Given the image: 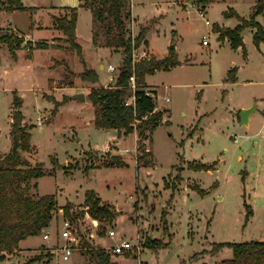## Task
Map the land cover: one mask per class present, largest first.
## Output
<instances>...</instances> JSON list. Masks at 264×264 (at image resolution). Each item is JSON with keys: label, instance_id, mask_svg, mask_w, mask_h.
I'll use <instances>...</instances> for the list:
<instances>
[{"label": "rangeland", "instance_id": "374dc122", "mask_svg": "<svg viewBox=\"0 0 264 264\" xmlns=\"http://www.w3.org/2000/svg\"><path fill=\"white\" fill-rule=\"evenodd\" d=\"M25 1L29 8L59 6L63 1L78 8L77 41L84 48L80 57L60 31L61 37L48 43L65 60L70 57V64L58 67V81L50 83L59 89L40 96L21 87L22 110L35 148L23 156L33 167L40 163L46 172L34 181L36 190L31 192L54 194L59 211L49 228L27 237L0 264H97L92 249L107 254L111 264H218L231 258L233 251L228 247L214 251L216 244L264 241V41L255 42V24L264 28V12L257 6L260 0L131 1L129 31L138 37L144 30L137 57L162 59L175 49L181 62L146 76V88L159 91L157 107L164 115L149 139H139L137 133L119 138L114 131L95 126V107L87 99L93 85L80 76L83 61L90 67L94 64L99 83L104 84L109 73L99 65L119 67L122 49L106 46L105 37L97 45L91 43L92 12L79 0ZM201 6L206 17L198 13ZM46 14L35 15V24L52 22L56 30V18L69 16L61 8ZM243 20L248 21L241 33L244 47L234 48L220 36L219 28L235 29ZM10 21L22 29L31 23L24 11L13 16L0 12V26ZM3 29L22 37L14 29ZM204 36L209 45L202 44ZM37 43L25 45L27 52L32 53ZM231 70L232 76L236 73L234 82L229 80ZM43 77L34 72L30 82ZM84 93L85 102L69 98ZM128 99L134 103L133 96ZM12 100L11 95L0 93V152L12 145ZM254 104L251 124L241 125L240 111ZM117 140L120 146L112 149ZM139 142L152 151L154 166L138 169ZM109 152L122 154L128 166L105 167ZM202 164L211 167L192 168ZM88 190L96 191L113 213L95 217L89 210L87 218L82 208L87 206ZM67 202L72 203L71 216L66 214ZM246 205L251 207L250 216ZM65 218L72 220L73 237L78 240L68 261L61 250ZM111 229L115 238L108 236ZM123 237L139 243L140 253H111L109 248Z\"/></svg>", "mask_w": 264, "mask_h": 264}, {"label": "trees", "instance_id": "16d2710c", "mask_svg": "<svg viewBox=\"0 0 264 264\" xmlns=\"http://www.w3.org/2000/svg\"><path fill=\"white\" fill-rule=\"evenodd\" d=\"M82 5L88 8L93 19V43L97 45L100 37L106 38V46L122 49V59L119 64V74L115 86H105L99 83L98 72L86 67L81 73L82 81L93 84V88L87 95L95 107L94 123L98 129H113L119 138L137 133L139 139H149L153 130L163 120V112L157 109L156 91L147 90L146 76L156 71L177 67L180 64L175 49L171 50L168 57L157 59L150 58L134 59V50L140 47L144 38V30L138 37H133L129 31L128 21L132 17L130 8L132 0H80ZM206 2L208 0H199ZM264 12V0H260L257 6ZM256 6V7H257ZM69 12L56 18V28L61 31L71 47L83 57V50L77 41L76 27L78 22V8L65 7ZM0 10L6 12L33 11L34 7L25 6L22 0H0ZM260 12V13H261ZM248 26V21L243 20L235 29L219 28L220 36L228 38L236 47H244L241 33ZM258 28L255 34V42L264 41V28L255 24ZM23 37L14 35L10 30L0 28V42L8 45L9 50L16 54L23 42ZM146 43V41H145ZM29 42L27 45L29 46ZM104 45V46H105ZM47 42L39 41L37 48L48 49ZM31 50V47H29ZM245 49V48H244ZM229 73V80H236L235 75ZM134 76L136 88L131 95L130 78ZM150 93V94H148ZM133 96L134 104L127 105L128 97ZM154 95V96H153ZM11 112L12 128L10 131L11 149L0 156V260L6 258V254H14L20 249L22 240L30 236L42 234L52 224L57 211H59L56 196L33 194L36 190V179L44 176L46 172L40 163L33 167L23 153H30L35 148L31 144V126L25 123L22 111L23 100L18 94H14ZM138 156L136 164L138 169L154 166L152 151L148 150L143 142L137 146ZM105 167H126L128 162L122 154L115 155L109 152L103 161ZM210 169L211 165H200L192 168ZM85 203L90 206V212L95 217L101 213L112 214L110 206L101 202L100 197L94 190H88L85 195ZM248 215H252L251 207ZM72 203L67 202L65 209L67 216H71ZM83 239L84 236L80 235ZM87 244V243H86ZM228 247L232 249L233 256L218 264H264V241H246L242 243L225 242L216 244L214 251H221ZM97 258V264H111L109 256L98 249H92ZM31 264V263H24Z\"/></svg>", "mask_w": 264, "mask_h": 264}, {"label": "crops", "instance_id": "0c3cea01", "mask_svg": "<svg viewBox=\"0 0 264 264\" xmlns=\"http://www.w3.org/2000/svg\"><path fill=\"white\" fill-rule=\"evenodd\" d=\"M22 1H24V3L27 4L25 0H22ZM65 4H67V3L63 1V2L59 3V6H48V7H43V8H34V10L31 12L30 11H24V12L29 14V18L31 21L30 24H27L28 25L27 28H24L25 30L20 28L17 23H13L12 21L8 22L7 25L0 26V28L14 29V30H16L17 33H19V35H21L24 38V40L26 38V40L24 42L25 44H22V46L15 51L16 52L15 56L9 50L8 46L5 43L0 42V44H4V45L0 46V93L9 94L14 99L15 93L18 94L21 98H23L21 96L22 95V88H21L22 85H23V87L27 86V88H31V90L36 91L37 94L40 96H44L43 91H49L50 89H53V90L59 89V87H51L50 83L58 81V79L60 77L59 76L60 68H58V67L62 66V65H67L68 63L70 64V57L66 58V60H65L63 53H59L60 50L55 49L52 45L48 49L34 48L32 50V53H28L25 45H27L28 42L29 43H32V42L35 43L37 41L38 42L43 41V42L49 43V42L53 41L54 38L61 37L60 31L56 30L54 28V25L52 22L50 24L48 22L45 24H40V22L35 24L34 16L37 15L38 13H41V12L42 13L45 12V13H47L46 15H48V11H51V9H53V8H61L62 9L65 7H73V6H68ZM80 5H82L81 1H80ZM49 7H51V8L48 9ZM81 7L88 9L84 6H81ZM17 11H20V10H15L12 13L6 12L4 10H0V12H3L5 14H9L11 16H13ZM78 12H79V10H78ZM44 32H47L48 34L50 33L51 36H49V38L46 36L43 37L42 33H44ZM76 33L78 36V38H77V40H78L79 39V33L77 32V27H76ZM91 33H92V31H91ZM41 35H42V37H41ZM54 40H56V39H54ZM90 41H91V43L93 42V33H92V36L90 38ZM81 47H82V49L84 48L83 46H81ZM23 49H25V51ZM21 50L24 52V56H21V52H20ZM148 58H150V57H148ZM51 61H52L51 65L49 64V66H48V63H50ZM180 64H181V62H180ZM53 65L55 66V68H52ZM85 66L89 67V68L94 67L95 69H97L94 66V64H93V67H90L85 61H83V65H82L83 68H82V71L80 73L84 72V69L86 68ZM99 68L101 70H105V69L107 70V66L102 65V64L99 65ZM34 72L37 73L38 76H45V78L43 77L42 80L38 79V81L36 83L30 82L31 79L33 78ZM29 75H32V77L29 78ZM99 77H100V75H99ZM107 84H108L107 82L104 83L105 86H107ZM84 88L88 89V87H86V86H84ZM147 90L148 91H152V90L156 91L155 98L157 99V102H158L159 101V99H158L159 98V91L157 89L150 90L149 88H147ZM167 97H165V98L167 99ZM69 98L72 99V96H69ZM168 98H170V97H168ZM73 100H75V99H73ZM12 102H13V100H12ZM250 106L251 105H248V106H245L244 108H249ZM46 109H47V111L49 110V108H46ZM157 109L159 110L158 107H157ZM161 109L162 110L163 109L169 110L170 108L164 107ZM252 116L253 115L250 116L248 125H250L252 122ZM24 120H25V118H24ZM238 120H240V116H239ZM25 123H26V120H25ZM106 130L114 131V133L116 134V137H118V134L115 130H113V129H106ZM9 134H10V132H9ZM9 150L8 151L7 150L1 151L0 155L9 152ZM63 256H64V254H63ZM63 259H64V257H63ZM66 261H68V260H66Z\"/></svg>", "mask_w": 264, "mask_h": 264}, {"label": "built area", "instance_id": "2783aa9c", "mask_svg": "<svg viewBox=\"0 0 264 264\" xmlns=\"http://www.w3.org/2000/svg\"><path fill=\"white\" fill-rule=\"evenodd\" d=\"M197 10L201 16L206 17L207 12H205L204 6L199 7ZM206 22H207V24H209L208 20ZM202 44L203 45H209L208 37L204 36V38L202 40ZM137 50H138V48L134 50V59L140 60L142 58L137 57V53H136ZM143 58H148V57L143 56ZM107 66H108L107 71L109 73V78L107 81V83H108L107 87L115 86L116 81L118 79L119 67L113 66L112 64H108ZM130 82H131V88H133L135 90L136 82H135L134 76H132L130 78ZM148 94H150V93H148ZM133 99H134V97H133ZM127 100H128L126 103L127 105L134 104L131 101H129V99H127ZM170 100H171V98L167 97L166 101L169 102ZM134 101H135V99H134ZM234 138H235V141H237L236 135L234 136ZM110 146L112 147V149H116L118 146H120V142L117 140L113 144H111ZM110 146L108 145L106 147H110ZM125 150H127V149H125ZM82 209L85 212V216L88 218L90 215L89 214L90 206L89 205L84 206ZM92 221L95 224V226H97V224H98L97 220L93 219ZM72 225H73L72 220H69L66 218L63 219L61 237L64 239L65 242H64V245L61 248V250H62V254H64L63 257L65 260L70 259V257L72 256V251H73L75 245H77V243H78V240L75 237H73ZM47 235L48 234H45L44 236H47ZM108 236H110L111 238H115L116 237V231L113 229L109 230ZM109 250L111 251V253H114L117 255L132 254V253L138 254V253H140L141 246L139 245V243H134L133 241H131V239L123 237V239H121L119 242L113 244L109 248Z\"/></svg>", "mask_w": 264, "mask_h": 264}, {"label": "water", "instance_id": "95a60500", "mask_svg": "<svg viewBox=\"0 0 264 264\" xmlns=\"http://www.w3.org/2000/svg\"><path fill=\"white\" fill-rule=\"evenodd\" d=\"M172 48H175L173 45L171 46ZM72 99L78 100V101H82L85 102L86 100V95L84 94H76L72 96ZM256 108V104H254V106L250 107V108H243L240 111V124L241 125H248L249 124V119L250 116L253 114V112L255 111Z\"/></svg>", "mask_w": 264, "mask_h": 264}]
</instances>
